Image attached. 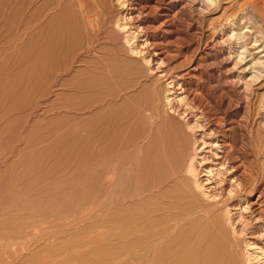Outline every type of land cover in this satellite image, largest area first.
Here are the masks:
<instances>
[{"label": "bare ground", "instance_id": "1", "mask_svg": "<svg viewBox=\"0 0 264 264\" xmlns=\"http://www.w3.org/2000/svg\"><path fill=\"white\" fill-rule=\"evenodd\" d=\"M91 3L0 0V120L55 89L62 111L32 120L14 192L49 196L33 186L66 171L86 184L117 155L109 190L132 202L103 207L119 264H264V0Z\"/></svg>", "mask_w": 264, "mask_h": 264}, {"label": "rangeland", "instance_id": "2", "mask_svg": "<svg viewBox=\"0 0 264 264\" xmlns=\"http://www.w3.org/2000/svg\"><path fill=\"white\" fill-rule=\"evenodd\" d=\"M89 4H92L91 0H89ZM107 6L105 4L102 6L101 4V10L104 11L103 15L105 16L101 17V22L102 19L107 18L106 14L110 11ZM233 11H235V8ZM211 22L212 19H207L205 21V24L207 23L206 26L208 27ZM13 36L16 37L18 35L13 34ZM260 37L264 38V32ZM259 89L254 97L255 99H253L258 106L264 103V87L260 89L261 91ZM55 91L54 94L60 90L55 89ZM53 95L46 97L43 100L44 102H40V106L37 105L38 98L33 102L34 107L31 106L23 114L19 113L20 116L18 112H15L8 116L7 120H0V264H119L120 262L116 258V248L119 241L116 238L124 228L117 229L116 221L118 218L116 219L115 217L116 211H114V207H111L110 210H112L108 211L107 214L104 213L103 207L107 202L114 201L115 204H118L124 201L120 207H125L132 202L129 197L125 198L110 191L112 188L108 181L111 179L109 182H112V178L108 179V177H112V168L117 155L111 156L106 162L109 165L106 169L109 171L101 163L92 168L90 175L87 176L86 184L82 183V171H76L75 179L72 180L77 187L74 190L75 194L67 193L68 186L72 182L69 180L68 171L63 174V178L60 181L51 182L44 187L42 185L33 186L32 192L34 194L47 192L50 194L49 196L31 194L32 196L30 197V195L14 192L16 190L15 185L18 183L15 175L18 169H21L16 166V161L20 158L21 151L27 145L28 132L32 128V120H49L62 113L61 109L59 111H51L52 106L50 105L56 98ZM48 101L50 104L47 103ZM46 111L49 112L47 113ZM8 119L10 122H7ZM7 129L9 130L7 131ZM256 130L257 128L254 130L255 136H257ZM260 135L262 136L263 152L260 147L262 155L259 158V167L260 171H262L264 169V127L261 128ZM127 150L130 151V148L126 149L125 152H121L120 158L125 153L130 154ZM144 155H146V151L142 154L143 158L145 157ZM141 165L142 161L139 166L140 170L142 168ZM130 167L131 163L122 164L117 170L116 176ZM108 174L111 176H107ZM129 175L132 176L131 169ZM147 180H149L148 175L139 171L137 182L140 190ZM169 181H172V179ZM94 184H98V187L94 188L92 186V189L89 190L91 194L83 196L88 187ZM108 186L110 187L107 189ZM95 190H98V192ZM114 196L115 200L112 201ZM140 196L143 197L141 193ZM140 196L134 201H140L142 199ZM116 198L118 203L115 202L117 201ZM101 203L104 204L101 205ZM98 210L99 212H97Z\"/></svg>", "mask_w": 264, "mask_h": 264}]
</instances>
